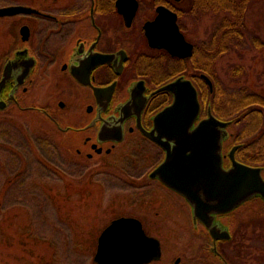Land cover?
<instances>
[{"label": "flooded vegetation", "instance_id": "flooded-vegetation-1", "mask_svg": "<svg viewBox=\"0 0 264 264\" xmlns=\"http://www.w3.org/2000/svg\"><path fill=\"white\" fill-rule=\"evenodd\" d=\"M9 1L0 10L27 7ZM33 1L27 7L32 12H0V115L46 119L80 158L98 160L104 171L132 174L133 214L118 218L138 219L160 247L159 253L152 244V259L141 264L171 262L165 261L168 238L181 240L172 264H264V196L256 193L227 211L209 210L212 197L189 164L178 172L189 194L197 195L190 200L172 186L171 170H159L167 147L177 142L152 133L155 115L174 99L161 88L189 78L201 103L195 125L209 109L227 122L224 168L237 161L260 168L264 177V89L240 85L247 70L237 66L231 77L240 91L220 95L217 69L223 55H264V24L256 19L252 29L244 19L255 0ZM162 15L151 25L155 42H180L178 31L191 52L182 47L184 54H173L152 44L147 27ZM246 47L250 51H240Z\"/></svg>", "mask_w": 264, "mask_h": 264}, {"label": "rangeland", "instance_id": "rangeland-1", "mask_svg": "<svg viewBox=\"0 0 264 264\" xmlns=\"http://www.w3.org/2000/svg\"><path fill=\"white\" fill-rule=\"evenodd\" d=\"M8 2L0 0V5ZM244 19L252 29L256 19L264 24V0H255ZM243 53L219 57V88L225 95L240 91L231 77L237 66L247 70L245 78L240 73V85L264 89V55ZM29 115H0V264H97L102 231L120 215L133 214L132 174L97 168L98 160L80 158L65 137L58 139L48 120ZM168 239L165 261L171 262L153 264H172L170 256L178 255L181 240Z\"/></svg>", "mask_w": 264, "mask_h": 264}, {"label": "water", "instance_id": "water-1", "mask_svg": "<svg viewBox=\"0 0 264 264\" xmlns=\"http://www.w3.org/2000/svg\"><path fill=\"white\" fill-rule=\"evenodd\" d=\"M17 11L32 12L34 10L22 6L0 10L1 13ZM164 19L165 17L162 15L147 27L152 44L162 45L173 54L180 55L185 48L191 52L192 44L187 42L177 30V35H181L180 42L169 40L161 41L160 44L155 42L151 25ZM174 28L176 29V26ZM208 80L212 85L211 80L209 78ZM4 82L5 77L0 82V89ZM161 89L172 92L174 99L171 104L155 115L156 128L152 133L160 132L161 136L165 134L168 140L177 142L172 148L167 147V158L159 168V170L165 168L171 170L172 186L180 192L188 194L190 200L197 199V195L189 194L188 186L182 182L181 173L178 172L182 170V165L185 166L184 169H187L189 164H195L193 173L199 172L200 174L198 177L195 176V179L200 186L209 191L212 197L210 198L212 202L207 204L209 210L227 211L237 207L256 193H261L264 196V177L260 168L237 161H234L230 169L224 168L222 140L227 134V122L218 119L209 109L208 117L195 125L200 114L201 103L197 88L192 80L181 76ZM202 141H210L211 145L201 146ZM207 148L208 151H206ZM189 150L193 153L188 154ZM189 158H191L190 162L187 160ZM197 168L199 169L197 170ZM152 244L160 253L158 241L144 233L138 219L120 217L114 219L102 231L94 258L97 264H141L152 259L154 255L151 250ZM156 258H159V254L156 255Z\"/></svg>", "mask_w": 264, "mask_h": 264}, {"label": "trees", "instance_id": "trees-1", "mask_svg": "<svg viewBox=\"0 0 264 264\" xmlns=\"http://www.w3.org/2000/svg\"><path fill=\"white\" fill-rule=\"evenodd\" d=\"M237 14V13H236ZM221 91V90H220ZM222 93H220V95H221ZM218 99H219V97H217Z\"/></svg>", "mask_w": 264, "mask_h": 264}]
</instances>
